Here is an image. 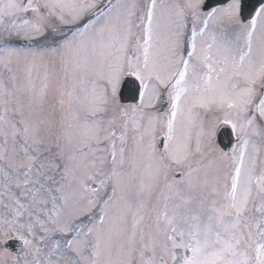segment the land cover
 Wrapping results in <instances>:
<instances>
[{"label":"snow or ice","instance_id":"6c2138e0","mask_svg":"<svg viewBox=\"0 0 264 264\" xmlns=\"http://www.w3.org/2000/svg\"><path fill=\"white\" fill-rule=\"evenodd\" d=\"M0 264H264V0H0Z\"/></svg>","mask_w":264,"mask_h":264},{"label":"water","instance_id":"95a60500","mask_svg":"<svg viewBox=\"0 0 264 264\" xmlns=\"http://www.w3.org/2000/svg\"><path fill=\"white\" fill-rule=\"evenodd\" d=\"M126 97H127V93H126ZM223 135V137H227V131L226 130H221V133ZM221 136H219V139H220V142L222 145L226 146L227 143H226V138H225V142H223V140L220 138Z\"/></svg>","mask_w":264,"mask_h":264}]
</instances>
